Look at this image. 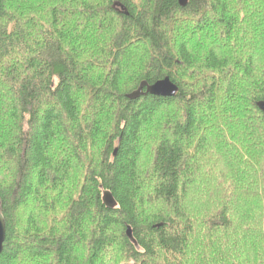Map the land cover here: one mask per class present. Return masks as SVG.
<instances>
[{"label":"trees","instance_id":"16d2710c","mask_svg":"<svg viewBox=\"0 0 264 264\" xmlns=\"http://www.w3.org/2000/svg\"><path fill=\"white\" fill-rule=\"evenodd\" d=\"M0 6V264H264V0Z\"/></svg>","mask_w":264,"mask_h":264},{"label":"water","instance_id":"95a60500","mask_svg":"<svg viewBox=\"0 0 264 264\" xmlns=\"http://www.w3.org/2000/svg\"><path fill=\"white\" fill-rule=\"evenodd\" d=\"M179 4L182 7H186L189 0H178ZM118 6L121 13H124L125 15H129L128 10L126 7L122 4H116L115 7ZM1 10V6H0ZM179 92V87L172 82V80L167 77L163 80H160L156 82L153 85H150L148 82H142L139 89L127 96L129 100H136L146 95H152L156 97H164V98H174L177 96V93ZM260 110L264 113V102H261L259 104ZM117 153V150L115 152V155ZM103 203L108 209H114L117 207V202L113 194L109 191H105L103 193ZM0 207H1V197H0ZM127 237L130 239V241L137 245V241L134 237V233L132 228L129 226L126 231ZM6 241V222L3 217V215L0 212V256L3 253L4 250V243Z\"/></svg>","mask_w":264,"mask_h":264},{"label":"rangeland","instance_id":"374dc122","mask_svg":"<svg viewBox=\"0 0 264 264\" xmlns=\"http://www.w3.org/2000/svg\"><path fill=\"white\" fill-rule=\"evenodd\" d=\"M186 32H187V33H190V31H189V27H188V26H186Z\"/></svg>","mask_w":264,"mask_h":264}]
</instances>
